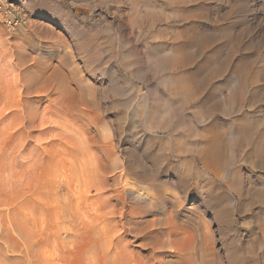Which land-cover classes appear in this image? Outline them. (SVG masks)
<instances>
[{"label":"rangeland","instance_id":"374dc122","mask_svg":"<svg viewBox=\"0 0 264 264\" xmlns=\"http://www.w3.org/2000/svg\"><path fill=\"white\" fill-rule=\"evenodd\" d=\"M27 8L16 30L0 19V264H236L237 256L264 264V0H31ZM237 70L247 83L229 114L228 90L214 89ZM185 78L196 80L195 93L168 100L172 81ZM229 116L259 150L240 143L222 177L204 169L197 142L226 132ZM130 188L148 199L161 189L167 199L153 206L122 193ZM100 199L117 213L100 220L108 210ZM96 228L107 235L101 243ZM99 244L124 260H102Z\"/></svg>","mask_w":264,"mask_h":264},{"label":"bare ground","instance_id":"6f19581e","mask_svg":"<svg viewBox=\"0 0 264 264\" xmlns=\"http://www.w3.org/2000/svg\"><path fill=\"white\" fill-rule=\"evenodd\" d=\"M21 62V61H20ZM12 73V72H11ZM5 75V74H4ZM19 80V79H18ZM17 82V81H16ZM245 83H247L246 82V78H245V75H244V73L242 72V71H240V70H237V71H234V72H232L231 74H229V75H226L225 76V79H224V83H222L221 84V86L220 87H215V91L216 92H218L219 94H220V96L221 97H224V95H225V92L222 90L223 89V87L224 88H226L228 91H227V94H226V99H225V101L226 102H224V110L226 111V113L227 112H229V114H230V112H233L237 107H238V105H239V103H240V99H241V97H242V93H243V90H244V88H245ZM10 85V84H9ZM11 85H12V83H11ZM14 85V84H13ZM12 85V86H13ZM196 80L194 79V78H185V79H183V80H180V81H172V86L170 87V89L168 90V94H169V96H168V100H170L171 102H173V100L175 101V98H177L178 96H180L182 99H185V98H187V97H189V96H191V95H193L194 93H195V88H196ZM17 87V86H16ZM20 89V88H19ZM22 91V90H21ZM17 92V91H16ZM180 98V99H181ZM14 99H16V98H14ZM24 99V98H23ZM23 99L21 100V101H23ZM63 100H64V97H63ZM69 100V99H68ZM148 100V99H147ZM16 101V100H15ZM73 101V100H72ZM181 101V100H180ZM12 102V101H11ZM76 102V101H75ZM177 102H178V100H177ZM16 103H17V101H16ZM59 103H61V102H59ZM62 104H64V103H62ZM72 104H74V101H73V103ZM168 104V103H167ZM166 104V105H167ZM222 104V103H221ZM24 105V104H23ZM70 105H71V103H70ZM69 105V106H70ZM50 106V105H49ZM54 106H56V104L54 105ZM58 106V105H57ZM56 106V107H57ZM73 106V105H72ZM76 107L77 106H79V105H75ZM14 107V105L12 104V108ZM17 107H19V106H17ZM16 107V108H17ZM61 107H62V105H61ZM63 107H65V109H67V107L66 106H63ZM75 107V108H76ZM79 107H81V106H79ZM52 108V107H51ZM70 108V107H69ZM17 109H19V108H17ZM47 109V108H46ZM72 109H74V108H72ZM71 109V110H72ZM82 109V108H81ZM44 110V109H43ZM59 110H60V106H59ZM148 109H146V111H147ZM23 111V110H22ZM48 112H49V109L47 110ZM74 111H75V109H74ZM77 111V110H76ZM83 111H84V109H83ZM86 111V110H85ZM145 111V112H146ZM150 111V110H149ZM148 111V112H149ZM165 111V110H164ZM38 112V111H37ZM43 112V111H42ZM42 112H40V114L42 115ZM47 112V113H48ZM64 112V111H63ZM68 112H69V110H68ZM79 112V111H78ZM23 112H21V114H22ZM58 113V112H57ZM71 113H72V111H71ZM26 113L24 112L23 113V115H25ZM31 114H32V112H31ZM34 114V113H33ZM32 114V115H33ZM61 114V113H60ZM59 114V115H60ZM77 114V116L79 117L81 114L79 113V115H78V113H76ZM23 115H22V117H23ZM29 114H27V116H28ZM53 115H54V113H53ZM62 115H63V113H62ZM146 115V114H145ZM165 115V114H164ZM26 116V115H25ZM30 116V115H29ZM35 116H36V114H35ZM61 116V115H60ZM232 116V115H231ZM231 116H229L230 118H228V127H227V131L226 132H209V133H207L206 135H205V137H202L201 138V140L199 141L198 140V145H200L201 146V148H203V151H202V153H201V155H198L199 156V159H201V162H202V164H203V167H204V169H206V170H209V169H214L217 173H219L220 174V176H222L223 177V175H225L226 176V174H227V172H228V169H227V167L229 166V164H231L232 162H234V161H236V159H237V152H236V150H237V148L240 146V143H243L244 141H247L248 143H254L256 146H255V149L256 150H259L258 149V147H257V145H258V141H257V139H251V136L249 135V132H248V129H246L244 126H243V124L240 122V121H238V119H235V118H232ZM39 117V115L37 116V118ZM62 117V116H61ZM75 117V116H74ZM147 117H148V115H147ZM163 117H165V116H163ZM34 118V116L31 118V119H33ZM36 118V117H35ZM42 118V117H41ZM68 118V117H67ZM43 119V118H42ZM146 119V118H145ZM164 119V118H163ZM24 120H25V118H24ZM41 120V119H40ZM46 120V119H45ZM44 120V121H45ZM48 120V119H47ZM47 120H46V122H47ZM49 120H51L50 118H49ZM48 120V121H49ZM55 120V119H54ZM9 121H11V120H9ZM16 121V120H15ZM29 121H30V119L27 121V123H29ZM38 121V120H37ZM56 121V120H55ZM32 122V121H31ZM33 122H34V120H33ZM36 122V121H35ZM52 122V121H51ZM50 122V123H51ZM21 123V122H20ZM25 123V122H24ZM23 123V124H24ZM26 123V124H27ZM40 123H42L41 121H40ZM39 123V124H40ZM53 123V122H52ZM57 123H59V122H57ZM54 124V125H58V124ZM144 123V122H143ZM35 124V123H34ZM38 125V124H37ZM42 125V124H41ZM40 125V126H41ZM48 125V124H47ZM53 125V124H52ZM31 126H34V125H31V123H30V127ZM36 126V125H35ZM34 126V127H35ZM50 126V125H49ZM150 126V124L148 125V124H146V127L149 129V130H151V128L149 127ZM26 127H27V125H26ZM25 127V128H26ZM43 128H44V126H42ZM46 127H48V126H46ZM52 127H54V126H52ZM29 128V127H28ZM51 127H49L48 129H50ZM21 129H22V127H21ZM47 129V128H46ZM52 129V128H51ZM50 129V130H51ZM55 129H57L58 130V128H55ZM44 130V129H43ZM185 130V129H184ZM183 130V131H184ZM21 132H22V130H20ZM44 132H45V130H44ZM43 132V133H44ZM49 131L47 130V133H48ZM152 132V131H151ZM186 132H187V130H186ZM190 132V131H189ZM22 134H23V132H22ZM58 134V133H57ZM157 134V133H156ZM184 134V133H183ZM21 135V134H20ZM45 135V134H44ZM53 135V134H52ZM70 135V134H69ZM189 135H190V137H191V134L189 133ZM193 135V134H192ZM226 135V136H225ZM181 136V135H180ZM188 135L186 134L185 135V137H187ZM198 136V135H197ZM197 136L195 137V135H194V137L192 136L191 138H197ZM56 137V136H55ZM189 137V136H188ZM225 137H228V146H229V150H228V153H226V155H225V152L223 151V146H222V139L224 138L225 139ZM46 138V137H45ZM87 140V139H86ZM85 140V141H86ZM39 141H40V139H39ZM38 141V143H40ZM102 141V140H101ZM194 141V140H193ZM197 141V140H196ZM42 142V141H41ZM83 142V141H82ZM89 142V141H88ZM191 142V141H190ZM86 144V143H85ZM112 144V143H111ZM40 146H41V144H39ZM47 145H49V144H47ZM196 145V144H195ZM46 146V145H45ZM42 147V146H41ZM44 147V146H43ZM47 147V146H46ZM86 148L88 147L89 148V146L87 145V146H85ZM38 150V149H37ZM158 150H160V148H158ZM89 151V150H88ZM251 151V150H250ZM46 152V151H45ZM92 152V151H91ZM37 153V152H36ZM44 154V153H43ZM34 156H36V155H34ZM38 156V155H37ZM94 156V155H93ZM40 157V156H39ZM98 157V156H97ZM109 157H111V155L109 156ZM225 157V158H224ZM37 159V158H36ZM160 159H161V157H160V155H159V153L158 152H156V153H154V160L156 161V163H158V161H160ZM226 159V160H225ZM35 160V159H34ZM90 160V159H89ZM96 160V159H95ZM98 161V160H97ZM100 161V160H99ZM88 162V161H87ZM96 162V161H95ZM90 163V162H89ZM100 163V162H99ZM102 164V163H101ZM125 164V163H124ZM187 164V163H186ZM93 165V164H92ZM95 165V164H94ZM97 165V164H96ZM225 165V166H224ZM228 165V166H227ZM105 166V165H104ZM85 167H87V165L85 166ZM187 167V166H186ZM126 168V167H125ZM87 169V168H86ZM187 169V168H186ZM69 170H71V169H69L68 168V170L67 171H69ZM88 171H89V169H87ZM86 170V171H87ZM103 170H104V167H103ZM72 171V170H71ZM135 171V170H134ZM133 171V172H134ZM64 172H65V170H64ZM70 172V171H69ZM69 172H66V173H69ZM90 172V171H89ZM98 172H100V173H97V174H95V176L96 177H101V172H103V173H105L104 171H99L98 170ZM138 172V171H137ZM149 172V171H148ZM81 173V172H80ZM83 173V172H82ZM91 173V172H90ZM89 173V174H90ZM132 173V172H131ZM139 173V172H138ZM137 173V174H138ZM63 174V173H62ZM111 174V173H110ZM143 174V173H142ZM70 175H72L73 176V174H71L70 173ZM106 175V174H105ZM135 175H136V173H135ZM140 175V174H139ZM138 175V176H139ZM186 175H187V173H186ZM63 176H65V173L63 174ZM94 176V177H95ZM107 176V175H106ZM133 176V175H132ZM149 176V175H148ZM112 177V176H111ZM67 178V177H66ZM72 178V177H71ZM71 178H68V181H69V179L70 180H72ZM83 178V177H82ZM81 178V179H82ZM95 179V178H94ZM104 179V178H103ZM107 179H108V177H107ZM111 179V178H110ZM131 179V178H130ZM134 179V178H133ZM64 180H65V178H64ZM67 180V179H66ZM66 180H65V182H66ZM89 180V179H88ZM106 180V179H105ZM142 180V179H141ZM66 182L67 184L69 183V182ZM108 181H109V179H108ZM135 181H136V179H135ZM48 182H49V180H48ZM47 182V183H48ZM50 182H52V181H50ZM50 182H49V184H50ZM55 182V181H54ZM81 182L83 183L84 181H82L81 180ZM74 183V182H73ZM93 183V182H92ZM105 183H106V181H105ZM109 183V182H108ZM52 184V183H51ZM50 184V185H51ZM55 184V183H54ZM70 184V183H69ZM71 184H72V181H71ZM84 184V183H83ZM123 184H124V182H123ZM151 184V183H150ZM46 185H48V184H46ZM56 185V184H55ZM64 185V184H63ZM75 185V184H74ZM78 185V184H77ZM76 185V186H77ZM146 184H144V185H140L141 187L140 188H142L143 190H146L147 188H148V186H145ZM58 187L60 186V188H61V184L59 185H57ZM92 186V185H91ZM95 186H96V188L95 189H97V191L99 192L100 190H102V189H105L106 187V185L104 186V184L100 181V182H97L96 184H95ZM104 186V187H103ZM124 186H125V184H124ZM50 187H52V185L50 186ZM71 187V186H70ZM229 187V186H228ZM231 188H234V186H233V184L231 183V186H230ZM236 187V186H235ZM55 188H57L56 186H55ZM62 188H63V186H62ZM67 188H69V186L67 187ZM80 188V187H79ZM109 188V187H108ZM112 188V187H111ZM47 189H48V187H47ZM46 189V190H47ZM64 189V188H63ZM84 189V188H83ZM88 189V188H87ZM86 189V190H87ZM94 189V190H95ZM122 189V188H121ZM127 189V188H126ZM230 189V188H229ZM58 190V189H57ZM56 190V191H57ZM69 190V189H68ZM73 190V189H72ZM77 190V189H76ZM76 190H74V191H76ZM89 190V189H88ZM106 190V189H105ZM111 190V189H110ZM115 190V189H114ZM116 190H117V188H116ZM120 190V189H119ZM50 191H52V188H51V190ZM77 191H79V190H77ZM81 191H82V189H81ZM85 191V190H84ZM124 192H122V193H127V196L129 197L130 196V198H133V197H135V198H138L139 200H141V201H145V202H148V203H150V204H152L153 206L154 205H156L157 203H158V201L159 200H162V201H165L166 199H167V195L165 194V193H162V191H161V189L160 190H158V192L156 193L157 194V196H155V198H152V199H148V198H146V197H144L142 194H140V192L139 193H137L136 192V190L135 189H133V188H130V189H128V190H123ZM166 191V190H165ZM58 192H60V191H58ZM80 192V191H79ZM86 192H89V191H86ZM86 192H84V193H86ZM96 192V191H95ZM57 193V192H56ZM62 193V192H61ZM64 193V192H63ZM70 193V192H69ZM68 193V194H69ZM111 193H113V192H111ZM110 193V194H111ZM58 194V193H57ZM67 194V193H66ZM72 194L73 195H75L73 192H72ZM77 194V193H76ZM90 194V193H89ZM96 194H98L97 192H96ZM101 194H102V192H101ZM100 194V195H101ZM118 194V193H117ZM53 195H54V193H53ZM64 195V194H63ZM63 195H61V196H63ZM79 195V194H78ZM86 195V194H85ZM84 195V196H85ZM102 195H104V193L102 194ZM106 195V194H105ZM119 195H121V193L119 194ZM119 195H116L117 196V198H118V196ZM126 195V194H125ZM155 195V194H154ZM176 195H178V194H176ZM58 196H60V194L58 195ZM57 196V197H58ZM70 196H72L71 194H70ZM80 196H82V195H80ZM107 196V195H106ZM110 196V195H109ZM115 196V197H116ZM174 196V195H173ZM54 197V196H53ZM77 198L79 197V196H76ZM76 197H74V198H76ZM91 197H92V195H91ZM96 197H98V195L96 196ZM101 197V196H100ZM100 197H98V198H100ZM121 196H119V198H120ZM62 198V197H61ZM63 198H65V196L63 197ZM70 198H72V197H70ZM70 198H69V200H70ZM77 198H76V201H77ZM82 198V197H81ZM80 198V199H81ZM86 197H84V199H85ZM109 198V197H108ZM110 198H111V196H110ZM126 197H124V198H122V199H124V200H126L125 199ZM134 198V199H135ZM230 198V203L231 202H233V198L232 197H229ZM57 198H55V200H56ZM60 199V198H59ZM68 199V198H67ZM73 199V198H72ZM84 199H83V201H84ZM103 199V198H102ZM107 199V198H106ZM105 199V200H106ZM129 199V198H128ZM91 200V199H90ZM90 200H89V202H90ZM94 200V199H93ZM99 200V199H98ZM108 200V199H107ZM107 200H106V202H107ZM118 200V199H117ZM123 200V201H124ZM137 200V199H136ZM178 200V199H177ZM72 201V200H71ZM73 201H74V199H73ZM86 201V200H85ZM84 201V202H85ZM103 201H104V199H103ZM103 201H101V199H100V201H99V203H97V204H100V203H104ZM109 201H111L110 199H109ZM116 201V200H115ZM53 202V201H52ZM61 202H65V201H63V200H60V203ZM93 202V201H92ZM95 202V201H94ZM94 202L92 203L93 205H96V203L94 204ZM113 202V201H112ZM116 202H118V201H116ZM120 202V201H119ZM57 203H59V202H57V200H56V206H57ZM67 203V200H66V202L64 203V205ZM69 203V202H68ZM78 203L80 204V202H79V200H78ZM110 203V202H109ZM74 204V203H73ZM72 204V205H73ZM76 204V203H75ZM74 204V205H75ZM82 204V203H81ZM84 204V203H83ZM88 204V203H87ZM92 204H91V206H92ZM105 204V203H104ZM104 204H103V206H104ZM116 204V203H115ZM66 205H68V204H66ZM65 205V206H66ZM69 205H70V203H69ZM71 205V206H72ZM85 205V204H84ZM89 205V204H88ZM101 205V204H100ZM100 205H98L99 207H100ZM107 205V204H106ZM105 205V206H106ZM116 205H118V204H116ZM60 206V205H59ZM76 206V205H75ZM75 206H72V207H75ZM80 206V205H79ZM105 206L103 207V208H105ZM107 206H110L109 204L107 205ZM106 206V207H107ZM72 207H69V209L71 208L72 209ZM77 207H78V205H77ZM86 207H87V205H86ZM111 207H113L112 209H109L108 207H107V212L105 213V212H103L104 214L102 215V217H99V215L102 213V212H100V214L98 215V217H99V219L101 220L102 218H104V217H106V216H110V215H114L115 213H117V212H115V208H114V205H112ZM83 208V207H82ZM98 208V207H97ZM101 208V207H100ZM100 208H98V209H100ZM103 208H101L102 210H103ZM118 208V207H117ZM116 208V209H117ZM123 208V207H122ZM65 209H68V208H65ZM64 209V210H65ZM74 209V208H73ZM72 209V210H73ZM84 209V208H83ZM90 209V208H89ZM98 209H97V211H98ZM71 210V211H72ZM85 210V209H84ZM106 210V209H105ZM118 210V209H117ZM124 210V209H123ZM69 211V210H68ZM85 211H88L87 209L85 210ZM100 211V210H99ZM104 211V210H103ZM120 211V210H119ZM139 211V210H138ZM58 212V211H57ZM56 212V215L58 214ZM62 212V211H61ZM60 211H59V214L61 213ZM89 212V211H88ZM96 212V211H95ZM62 213H64V212H62ZM72 213V212H71ZM83 213H86V212H83ZM170 213V212H169ZM69 214V213H68ZM89 214V213H88ZM92 214V213H91ZM93 214H95V213H93ZM119 214V213H118ZM118 214H116V215H118ZM173 214V213H172ZM64 215V214H63ZM66 215H67V210H66ZM85 216H88L87 214H84ZM116 215H115V218H116ZM124 215V213H123V211L121 212V217ZM96 216V215H95ZM94 216V217H95ZM120 216V215H119ZM58 217H59V215H58ZM63 217V216H62ZM62 217L60 216V218H61V220L62 221H64L63 219H65V218H63L62 219ZM70 217H72V215L70 216ZM89 217H90V214H89ZM66 218H69V216L68 217H66ZM93 218V217H92ZM91 218V219H92ZM108 218V217H107ZM111 218V217H110ZM129 218V217H128ZM131 218V217H130ZM69 219H71V218H69ZM74 219V218H73ZM98 219V218H97ZM109 219V218H108ZM112 219V218H111ZM111 219H109V220H111ZM125 219V218H124ZM132 219V218H131ZM66 220V219H65ZM96 220V218L94 219V221ZM100 220L98 221L99 223H101L100 222ZM105 220V222H107L106 220V218L104 219ZM108 220V221H109ZM67 221V220H66ZM71 221V220H70ZM73 221V220H72ZM76 221V222H75ZM89 222L91 221V220H88ZM92 221H93V219H92ZM111 221H113V219L111 220ZM121 221V220H120ZM76 223L77 224V220H74L73 221V223ZM104 222V223H105ZM122 222V221H121ZM134 222V221H133ZM65 223V222H64ZM93 223V222H92ZM96 223H97V221H96ZM103 223V222H102ZM131 223V222H130ZM66 224V223H65ZM79 224V223H78ZM87 224H88V222H87ZM95 224V223H94ZM118 224V223H117ZM116 223H115V225H117ZM120 224V223H119ZM64 225V224H63ZM62 225V226H63ZM67 225V224H66ZM65 225V226H66ZM83 223L81 224V228H84V226L86 225V223H85V225H83ZM95 225H97V224H95ZM128 225V224H127ZM64 226V227H65ZM68 226H71V225H67L66 227L67 228H69ZM73 226V225H72ZM80 227V225H77V227ZM100 226V225H99ZM98 225H97V227H99ZM112 226V225H111ZM120 226V225H119ZM126 226V225H125ZM76 227V228H77ZM87 227V226H86ZM89 227H91V225L89 226ZM88 227V228H89ZM102 227V226H101ZM105 227V226H104ZM113 227V226H112ZM71 229H69V230H73V231H75L74 229H76V228H74L73 229V227H70ZM94 228V227H93ZM92 228V229H93ZM129 228L130 229H135V227H133V226H129ZM78 229V228H77ZM80 229V228H79ZM78 229V230H79ZM87 229V228H86ZM91 229V230H92ZM95 229V228H94ZM94 229H93V231H94ZM96 229H98V228H96ZM103 229V228H102ZM102 229H100V230H102ZM124 229H126V228H124ZM123 229V230H124ZM147 229V228H146ZM81 230V229H80ZM79 230V231H80ZM99 229L98 230H96V232H92V233H96L97 234V232L98 231H100ZM108 230V229H107ZM106 230V231H107ZM139 230V229H138ZM82 231H84V230H82ZM87 232L89 231V230H86ZM144 231V230H143ZM81 232V231H80ZM104 232V231H103ZM103 232H99V239H97V240H99L100 241V243H101V241H103V239L105 240V237L107 236L106 234H104ZM124 232V231H123ZM126 232V231H125ZM75 233V232H74ZM77 233V232H76ZM83 232H81V234H82ZM85 233V232H84ZM83 233V235L85 236V237H87V235L86 234H84ZM91 233V232H90ZM67 234H68V232H67ZM71 234V233H70ZM78 234V233H77ZM80 234V233H79ZM80 234V235H81ZM123 234V233H122ZM142 234V233H141ZM144 234V233H143ZM72 235H73V233H72ZM76 235V234H75ZM88 235L90 236V234H89V232H88ZM67 236V235H66ZM70 236V235H69ZM78 236V235H77ZM82 236V235H81ZM80 236V237H81ZM84 236H82V238L81 239H83V237ZM92 236H94L93 234L91 235V237ZM96 236V235H95ZM94 236V238H96ZM123 236V235H122ZM121 234L118 236L117 235V240L119 241L120 239H121ZM68 237V236H67ZM66 237V238H67ZM70 237H72V236H70ZM79 237V236H78ZM78 237H75L74 236V238H78ZM109 237V236H108ZM124 237V236H123ZM179 237V236H178ZM74 238H72L73 240H75ZM94 238H92V239H94ZM114 238V237H113ZM181 238V237H180ZM68 239L70 240L71 238H69L68 237ZM88 239H90V238H88ZM88 239H85V240H87L88 241ZM110 239V238H109ZM108 239V241L109 242H111L110 240ZM124 239V238H123ZM184 239V238H183ZM96 240V239H95ZM66 241H68L67 239H66ZM107 241V240H106ZM199 241V240H198ZM70 242V241H69ZM85 242V241H84ZM91 242H93V241H90V243ZM97 242V241H96ZM96 242H94L93 244H95ZM105 242V241H104ZM67 243V242H66ZM122 243V242H121ZM84 244H88V242L87 243H84ZM112 244H113V241H112ZM90 245V244H89ZM98 245V244H97ZM100 245V244H99ZM102 245V244H101ZM100 245V246H101ZM105 244H103L102 246H103V248L106 250V248L108 247H106V246H104ZM115 245V244H114ZM150 245V244H149ZM159 245V244H158ZM85 246V245H84ZM88 245H86V247H87ZM94 246V245H93ZM95 246H96V244H95ZM101 246V247H102ZM116 246V245H115ZM151 246V245H150ZM198 246V245H197ZM92 247V246H91ZM99 247V246H98ZM98 247H97V249H98ZM124 247V246H123ZM160 247V246H159ZM163 247V246H162ZM211 247H212V245H211ZM94 248V247H93ZM96 248V247H95ZM114 248V247H113ZM116 248H118V247H116ZM83 249V248H82ZM91 249V248H90ZM110 249V247L107 249V250H109ZM122 250H123V248H121ZM159 249V248H158ZM198 249H201V251L202 252H204L205 250V247L203 248V247H201V248H199V247H196L195 249H194V254H198ZM87 250V249H86ZM86 250H85V252H86ZM92 250V249H91ZM91 250H89V252L91 253ZM99 250H100V248H99ZM98 250V254L100 255L99 256V258L101 257L102 258V260H103V258L105 259V261H107V258L108 259H114L115 261H117V260H120L121 258H120V256H121V254L119 253V252H116L115 250H109V251H105V252H102V248H101V250L99 251ZM88 251V250H87ZM93 251H95V250H92V252ZM104 251V250H103ZM72 252V251H71ZM82 252H83V250H82ZM85 252H84V254H85ZM88 252V253H89ZM206 252V251H205ZM97 253V252H96ZM122 253H125V252H122ZM200 253V252H199ZM91 254H89V256H90ZM84 256V255H83ZM85 256H87V255H85ZM125 256H126V254H125ZM197 257V256H196ZM94 258H95V255H94ZM93 258V259H94ZM202 258V257H201ZM243 258V257H242ZM91 259H92V257H91ZM92 259V260H93ZM110 259V260H111ZM117 259V260H116ZM241 258H239L238 256L236 257V259H235V263L236 264H242V262H241V260H240ZM90 260V259H89ZM98 260V259H97ZM121 260H124L123 258L121 259ZM127 261V260H126ZM93 262H94V260H93ZM98 262H101V259H99L98 260ZM110 262V261H109ZM133 262V261H132ZM104 263V262H103ZM106 263V262H105ZM122 263V262H121ZM120 263V264H121ZM107 264V263H106ZM116 264V263H115ZM123 264H124V262H123ZM133 264V263H132Z\"/></svg>","mask_w":264,"mask_h":264},{"label":"built area","instance_id":"2783aa9c","mask_svg":"<svg viewBox=\"0 0 264 264\" xmlns=\"http://www.w3.org/2000/svg\"><path fill=\"white\" fill-rule=\"evenodd\" d=\"M31 0H0V19L10 30L26 24Z\"/></svg>","mask_w":264,"mask_h":264},{"label":"snow or ice","instance_id":"6c2138e0","mask_svg":"<svg viewBox=\"0 0 264 264\" xmlns=\"http://www.w3.org/2000/svg\"><path fill=\"white\" fill-rule=\"evenodd\" d=\"M212 56H213V53H212V52H209V53L207 54V58H209V59H211Z\"/></svg>","mask_w":264,"mask_h":264}]
</instances>
